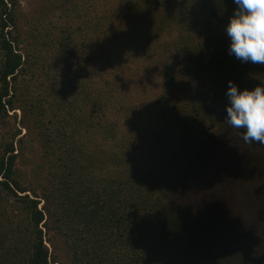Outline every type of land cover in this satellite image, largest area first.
Here are the masks:
<instances>
[{
  "label": "trees",
  "instance_id": "trees-1",
  "mask_svg": "<svg viewBox=\"0 0 264 264\" xmlns=\"http://www.w3.org/2000/svg\"><path fill=\"white\" fill-rule=\"evenodd\" d=\"M68 2L24 44L0 0V264L59 263L58 234L69 264H264V144L223 119L264 65L228 54L232 0Z\"/></svg>",
  "mask_w": 264,
  "mask_h": 264
},
{
  "label": "clouds",
  "instance_id": "clouds-1",
  "mask_svg": "<svg viewBox=\"0 0 264 264\" xmlns=\"http://www.w3.org/2000/svg\"><path fill=\"white\" fill-rule=\"evenodd\" d=\"M235 8L224 25L228 54L242 63L264 65V0H232ZM224 123L245 144H264V84L239 88L229 80ZM242 130V131H241Z\"/></svg>",
  "mask_w": 264,
  "mask_h": 264
},
{
  "label": "rangeland",
  "instance_id": "rangeland-1",
  "mask_svg": "<svg viewBox=\"0 0 264 264\" xmlns=\"http://www.w3.org/2000/svg\"><path fill=\"white\" fill-rule=\"evenodd\" d=\"M19 3V31L23 34L22 42L24 44L33 42V33L42 26V23L52 13L64 10L66 6L70 5L68 0H19ZM16 113L18 114V118L23 115V112L20 110H16ZM21 129L23 130L22 135L28 134L23 144L24 152L19 158L22 179L32 184L37 189V192L40 193L41 186L46 182L47 178L48 159L43 154L37 132L28 133L26 128L21 127ZM2 136L3 130L1 131L0 129V140ZM52 239L54 246L49 245V243H47V246L59 262L52 264H69L63 237L58 234L53 235Z\"/></svg>",
  "mask_w": 264,
  "mask_h": 264
}]
</instances>
